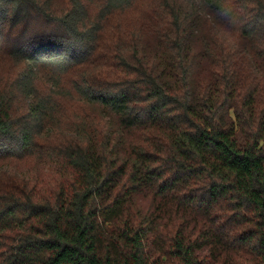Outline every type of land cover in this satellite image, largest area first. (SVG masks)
I'll return each instance as SVG.
<instances>
[{"label": "trees", "instance_id": "16d2710c", "mask_svg": "<svg viewBox=\"0 0 264 264\" xmlns=\"http://www.w3.org/2000/svg\"><path fill=\"white\" fill-rule=\"evenodd\" d=\"M134 1L0 0V264H264V0Z\"/></svg>", "mask_w": 264, "mask_h": 264}, {"label": "rangeland", "instance_id": "374dc122", "mask_svg": "<svg viewBox=\"0 0 264 264\" xmlns=\"http://www.w3.org/2000/svg\"><path fill=\"white\" fill-rule=\"evenodd\" d=\"M162 3H163V0H135L133 5L131 6V8L127 11L129 14L128 16H131V17L137 16L138 19L143 20L144 15H146L147 13L150 14V11H152V10L153 11H156V10L159 11ZM153 11H152V13H153ZM204 11H205V9H202V12H204ZM128 19H129V17H128ZM123 20L124 19L122 17H120V19H118V22L123 23ZM135 20L133 18V22H136ZM67 87L69 89H71V84L69 83V85H67ZM72 107H75V106H72ZM69 108H71V106ZM87 109L90 112H96L97 111L91 106L88 107Z\"/></svg>", "mask_w": 264, "mask_h": 264}]
</instances>
